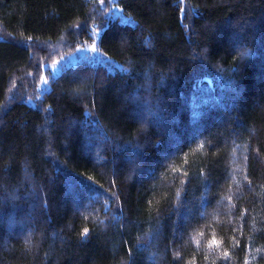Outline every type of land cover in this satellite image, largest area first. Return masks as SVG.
I'll use <instances>...</instances> for the list:
<instances>
[{
    "label": "trees",
    "instance_id": "1",
    "mask_svg": "<svg viewBox=\"0 0 264 264\" xmlns=\"http://www.w3.org/2000/svg\"><path fill=\"white\" fill-rule=\"evenodd\" d=\"M101 1L0 0V264H264V0Z\"/></svg>",
    "mask_w": 264,
    "mask_h": 264
},
{
    "label": "rangeland",
    "instance_id": "2",
    "mask_svg": "<svg viewBox=\"0 0 264 264\" xmlns=\"http://www.w3.org/2000/svg\"><path fill=\"white\" fill-rule=\"evenodd\" d=\"M100 3L102 6H105V2L103 0ZM87 55H94V58H96V57L100 58V52L97 50L95 44L89 45V46L84 47V48L83 47L80 48L78 50L77 56H75L74 58L71 57L69 59H66V62L70 63V61L75 60V58H77V57H85ZM52 66H53V70H54L55 74L59 73V71H60L59 63L57 62V63L53 64Z\"/></svg>",
    "mask_w": 264,
    "mask_h": 264
},
{
    "label": "snow or ice",
    "instance_id": "3",
    "mask_svg": "<svg viewBox=\"0 0 264 264\" xmlns=\"http://www.w3.org/2000/svg\"><path fill=\"white\" fill-rule=\"evenodd\" d=\"M87 230H85V232H86Z\"/></svg>",
    "mask_w": 264,
    "mask_h": 264
}]
</instances>
